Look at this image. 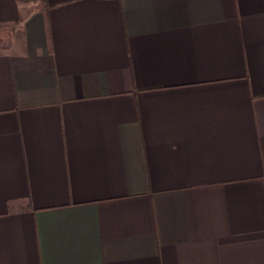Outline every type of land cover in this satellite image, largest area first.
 I'll list each match as a JSON object with an SVG mask.
<instances>
[{
  "label": "crops",
  "instance_id": "1",
  "mask_svg": "<svg viewBox=\"0 0 264 264\" xmlns=\"http://www.w3.org/2000/svg\"><path fill=\"white\" fill-rule=\"evenodd\" d=\"M0 264H264V0H0Z\"/></svg>",
  "mask_w": 264,
  "mask_h": 264
},
{
  "label": "trees",
  "instance_id": "2",
  "mask_svg": "<svg viewBox=\"0 0 264 264\" xmlns=\"http://www.w3.org/2000/svg\"><path fill=\"white\" fill-rule=\"evenodd\" d=\"M31 1H37V0H31Z\"/></svg>",
  "mask_w": 264,
  "mask_h": 264
},
{
  "label": "rangeland",
  "instance_id": "3",
  "mask_svg": "<svg viewBox=\"0 0 264 264\" xmlns=\"http://www.w3.org/2000/svg\"><path fill=\"white\" fill-rule=\"evenodd\" d=\"M0 39L2 40V38L0 37Z\"/></svg>",
  "mask_w": 264,
  "mask_h": 264
}]
</instances>
